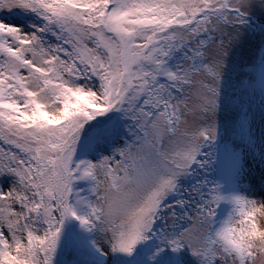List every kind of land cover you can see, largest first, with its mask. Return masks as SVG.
Here are the masks:
<instances>
[{
	"label": "snow or ice",
	"instance_id": "1",
	"mask_svg": "<svg viewBox=\"0 0 264 264\" xmlns=\"http://www.w3.org/2000/svg\"><path fill=\"white\" fill-rule=\"evenodd\" d=\"M249 161L264 0H0V264H257Z\"/></svg>",
	"mask_w": 264,
	"mask_h": 264
},
{
	"label": "trees",
	"instance_id": "2",
	"mask_svg": "<svg viewBox=\"0 0 264 264\" xmlns=\"http://www.w3.org/2000/svg\"><path fill=\"white\" fill-rule=\"evenodd\" d=\"M255 87L258 90L259 84L257 83L255 85ZM246 170L250 172V175H249L248 179L245 181V184H246V186L252 187L253 186L252 180L258 182V180L260 178V172H262L263 169L260 165L256 164L255 162L249 161V167ZM258 184L261 187V181H259ZM254 185H255V187H253V193H254L253 198L255 199L257 197V191H256L257 185L256 184H254ZM255 219H256V214H255ZM256 222H257V219H256ZM72 251H75V250L74 249H68L64 253V256H65L64 258L66 261L69 262V264H71V262H72V260H71ZM77 257H78L77 259H80V257L78 255H77Z\"/></svg>",
	"mask_w": 264,
	"mask_h": 264
},
{
	"label": "rangeland",
	"instance_id": "3",
	"mask_svg": "<svg viewBox=\"0 0 264 264\" xmlns=\"http://www.w3.org/2000/svg\"><path fill=\"white\" fill-rule=\"evenodd\" d=\"M4 18H5L6 20H11V19H12V17L7 16V15H5ZM257 83H258V82H257ZM258 84H259V83H258ZM262 174H264V169L262 170V172H260V178H259L258 182L261 181V176H262ZM258 182L252 180L253 185H254V184L257 185V186H256V187H257V189H256V191H257V197H256L255 199L258 201V206H259L260 203H264V196H261V195L259 194L260 191H261V187H260V185L258 184ZM256 219H257V223H258V224H260V223H264V213H257V214H256ZM64 257H65V256H64ZM77 258H78V257H77V254L75 253V251H72V253H71V260L73 261V260H75V259H77ZM257 264H264V257H261V256L258 255Z\"/></svg>",
	"mask_w": 264,
	"mask_h": 264
}]
</instances>
